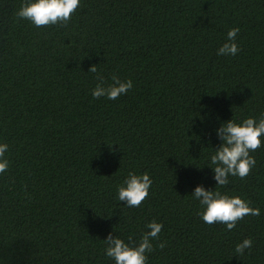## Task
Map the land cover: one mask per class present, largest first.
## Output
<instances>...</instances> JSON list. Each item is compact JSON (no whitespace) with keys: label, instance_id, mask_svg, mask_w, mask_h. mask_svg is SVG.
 Returning <instances> with one entry per match:
<instances>
[{"label":"trees","instance_id":"trees-1","mask_svg":"<svg viewBox=\"0 0 264 264\" xmlns=\"http://www.w3.org/2000/svg\"><path fill=\"white\" fill-rule=\"evenodd\" d=\"M0 0V264H115L109 233L136 243L163 225L146 264H264V137L247 177L216 186L210 157L229 120L264 116V0H80L66 26L18 20ZM240 29L235 56L217 55ZM104 77L131 79L93 99ZM147 173L139 207L119 201ZM240 197L259 216L206 224L195 187ZM253 241L243 255L235 246ZM164 243L163 249L157 245Z\"/></svg>","mask_w":264,"mask_h":264},{"label":"clouds","instance_id":"clouds-1","mask_svg":"<svg viewBox=\"0 0 264 264\" xmlns=\"http://www.w3.org/2000/svg\"><path fill=\"white\" fill-rule=\"evenodd\" d=\"M80 6V0H25L16 12L18 20L30 21L36 27H47L50 25L66 26L72 14ZM240 29L233 27L228 30L226 42L219 47L217 55L235 56L240 49L235 43ZM88 72L97 74L99 83L91 91L93 99L107 97L116 100L126 94L132 87L131 79L121 80L112 75L111 83L105 86L104 77L98 73L97 66L93 65ZM216 136L221 141L219 147L213 151L210 157V167L216 186L228 184L229 176H238L243 179L248 176L256 161L250 155L262 145L261 137H264V116L258 121L254 118H246L240 123L232 119L222 123L216 130ZM8 151L7 144H0V174L6 172L9 161L5 158ZM152 180L147 173L136 175L129 173L123 184L117 187L119 201L125 202L127 207H139L147 199ZM198 200L202 212L197 214L206 224H224L226 230L231 231L236 227L238 221L246 216H259L260 209L252 208L249 202L240 197H230L219 191H206L202 186H197L191 195ZM163 225L152 221L146 225L149 231L142 234L138 243L129 237V243H125L111 233L103 241L105 244V255L115 261V264H146V253L153 251L152 240H158ZM253 241L245 238L235 246V252L243 255L245 249H251ZM163 249L165 244L157 245Z\"/></svg>","mask_w":264,"mask_h":264}]
</instances>
